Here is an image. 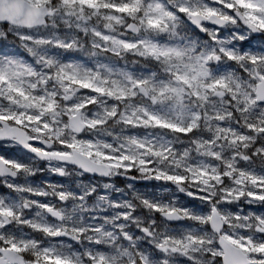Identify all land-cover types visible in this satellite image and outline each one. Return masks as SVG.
<instances>
[{
  "label": "snow or ice",
  "instance_id": "obj_1",
  "mask_svg": "<svg viewBox=\"0 0 264 264\" xmlns=\"http://www.w3.org/2000/svg\"><path fill=\"white\" fill-rule=\"evenodd\" d=\"M0 142V264H264V0H0Z\"/></svg>",
  "mask_w": 264,
  "mask_h": 264
},
{
  "label": "flooded vegetation",
  "instance_id": "obj_2",
  "mask_svg": "<svg viewBox=\"0 0 264 264\" xmlns=\"http://www.w3.org/2000/svg\"><path fill=\"white\" fill-rule=\"evenodd\" d=\"M3 148L4 147L2 146V143H0V154H8V152L6 153ZM85 178H87V177H85ZM117 184H118V186H123L120 181H117Z\"/></svg>",
  "mask_w": 264,
  "mask_h": 264
},
{
  "label": "rangeland",
  "instance_id": "obj_3",
  "mask_svg": "<svg viewBox=\"0 0 264 264\" xmlns=\"http://www.w3.org/2000/svg\"><path fill=\"white\" fill-rule=\"evenodd\" d=\"M4 149V148H3ZM5 150V149H4ZM5 152H6V150H5ZM7 153V152H6ZM86 179V178H85ZM138 187H140V189L141 190H144V187H143V185H138Z\"/></svg>",
  "mask_w": 264,
  "mask_h": 264
},
{
  "label": "water",
  "instance_id": "obj_4",
  "mask_svg": "<svg viewBox=\"0 0 264 264\" xmlns=\"http://www.w3.org/2000/svg\"><path fill=\"white\" fill-rule=\"evenodd\" d=\"M0 143H2V142H0Z\"/></svg>",
  "mask_w": 264,
  "mask_h": 264
}]
</instances>
